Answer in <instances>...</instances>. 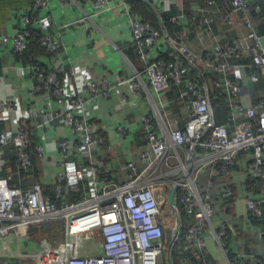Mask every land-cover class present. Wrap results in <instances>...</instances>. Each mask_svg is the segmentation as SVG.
<instances>
[{
  "label": "built area",
  "instance_id": "built-area-1",
  "mask_svg": "<svg viewBox=\"0 0 264 264\" xmlns=\"http://www.w3.org/2000/svg\"><path fill=\"white\" fill-rule=\"evenodd\" d=\"M110 1L113 0H91L94 10L85 18L106 9ZM150 1L161 12L175 8L169 18L179 27L173 37L169 35L167 39L161 29L136 15L127 2L118 0L130 19L132 45L142 62L141 68H134L130 77L116 82L107 76L87 81L80 85L78 93L67 98L70 110L64 120L69 125L71 137L55 143L63 170L56 174L53 182V198L44 194L39 181L24 189L12 182L10 174L0 173V240L33 223L64 219L63 237L57 245L44 241L47 252L38 258L37 264H162L166 245L162 225L167 213L162 206L167 201L169 186L182 176L184 181L176 191L187 214L179 237L181 249L199 261L205 234L210 232L226 253L229 240L226 225L220 223L217 228L212 222L215 208L211 205V190L218 185L221 195L227 198L233 195L234 189L230 181L217 182L214 174L235 169L245 161L251 177L264 180V95L253 104L239 100L241 81L233 74L239 59L248 57L250 80L262 82L264 86V33L256 30L249 14L250 3L254 0H204L192 3L189 12L185 11L189 10L185 0ZM48 6L49 0H33L30 9L21 16L22 26L17 32L9 35L0 31V44L11 42L17 52H23L30 28L36 24L43 30L38 39L40 45L47 52L60 50L64 46L61 33L48 30L52 23ZM259 9L257 5L255 10ZM214 25L224 31L241 32L226 43L213 37L216 44L212 47H190L193 31L213 34ZM159 40L166 42L167 50L176 51L172 59L161 54L155 58L150 56ZM183 59L198 70L201 80L184 77ZM197 63L203 64L205 69L201 71ZM31 68L32 92L49 99L65 94L60 65L45 68L35 64ZM205 73L209 75L208 83L204 80ZM145 80L157 93L174 85H184L178 100L187 112L185 126L168 128L156 106L142 112L139 122L147 136V148L140 153L138 161L125 162L122 176L114 177L110 163L102 155L90 153L105 139L94 133L93 123L83 108L88 100L99 96L109 98L116 85L129 82L140 89L146 87ZM209 92L227 104L224 121L215 119ZM12 106L11 98H1L0 114ZM61 115L57 112L52 118ZM159 125L163 135L159 134ZM118 129L127 130L128 125H119ZM45 141V135L40 134L33 147L43 162L48 157ZM29 143L25 121L2 128L0 116V165L4 162L3 155L12 153L19 170H31ZM75 153L79 158L89 155L87 165H79ZM206 169L208 175L202 178ZM79 190H83L79 199L67 198L70 192ZM247 207L253 218L259 222L264 220V197L249 198ZM258 226L264 231V226ZM85 243L97 252H82ZM256 260L264 264V258Z\"/></svg>",
  "mask_w": 264,
  "mask_h": 264
},
{
  "label": "crops",
  "instance_id": "crops-1",
  "mask_svg": "<svg viewBox=\"0 0 264 264\" xmlns=\"http://www.w3.org/2000/svg\"><path fill=\"white\" fill-rule=\"evenodd\" d=\"M123 1L133 9L132 1ZM32 3L33 0H0V31L9 35L17 32L22 26V14L30 9ZM93 10L91 0H49L47 12L51 15L52 23L48 30L59 31L64 44L57 52H47L32 43L21 53L14 49L11 42L0 44V99L13 100V106L6 113L0 114L1 127H12L20 121H25L28 133L34 141L40 138V134L45 135L48 157L45 162L38 160L39 182L44 194L50 198H53L52 187L56 174L63 170L55 143L59 139L71 137L69 125L64 120L70 110L67 98L78 93L80 85L87 81H97L107 76L116 82L130 77L134 68H141L142 62L132 45L130 19L124 11L123 3L118 0L110 1L106 9L91 18H85V15L93 13ZM172 10L175 8L170 9ZM32 27L43 32L36 24ZM212 31L213 34L193 31L189 40L190 47H212L216 44L213 37L220 43H226L231 36L241 32L230 29L224 31L219 25H214ZM166 50V42L159 40L151 49L150 56L155 58ZM239 60L233 70V74L241 81L239 100L253 104L260 95H264V86L262 82L254 83L250 80L247 67L249 58L243 56ZM35 64L45 68L61 66L60 76L65 93L62 97L49 99L32 92L34 78L31 67ZM183 90L184 85L177 86L173 91L170 88L157 93L147 81L146 87L140 89L125 82L116 85L109 98L99 96L95 100H88L83 108L84 113L92 121L94 133L105 139L104 144L96 146L90 153L102 155L110 163L114 177L122 176L125 173V162L129 159L138 161L140 153L147 148V136L139 122L142 112L151 111L153 106H156L163 114L168 128L185 126L187 112L183 103L178 100ZM174 106L176 108H173ZM214 110L215 119L224 121V108L217 107ZM57 112L63 115L52 118ZM123 124L128 125L127 130L118 129V126ZM158 131L160 135L164 134L161 125ZM77 154L75 153L74 158L78 164L87 165L89 155H81L79 158ZM7 156L8 154L3 155L4 162L0 165V173L10 171L21 187H30L31 179L28 178L31 174H26V171L31 170H19L15 164L10 163ZM14 167L17 169L15 172L12 171ZM207 175L206 169L202 178ZM214 178L217 182L230 181L234 189L233 195L226 200L222 199L218 185L211 190V205L215 208L212 222L217 228L220 223H225L229 240L225 253L214 235L207 232L204 237L205 246L201 250L203 261L206 264H261L256 259L264 258V231L258 224L252 223L247 202L252 197H264V186L258 190L250 188L248 183L251 175L245 168V161L240 162L231 172L214 174ZM227 216L231 218L226 219ZM42 224L46 228L49 227L50 232L55 235L54 243L46 237L48 231H44L40 241L31 240V236ZM64 231L65 223L62 218L30 224L17 234L0 240V255L8 253L9 248L11 254L18 257L16 264H37L38 258L47 252L44 241L57 245ZM85 244L82 245V252H97L96 248Z\"/></svg>",
  "mask_w": 264,
  "mask_h": 264
},
{
  "label": "trees",
  "instance_id": "trees-1",
  "mask_svg": "<svg viewBox=\"0 0 264 264\" xmlns=\"http://www.w3.org/2000/svg\"><path fill=\"white\" fill-rule=\"evenodd\" d=\"M130 1H132L134 3L132 10H134L136 15L144 18L145 21L151 23L152 25H154L158 29L161 28L160 20H159V14H160L164 20V23L167 27L169 35L171 37H173L174 32L177 30L179 25L172 23L170 21L169 17L172 13L175 12V10L166 11V12H161L159 10L157 12V10L153 9V7L148 2H146L144 0H130ZM192 2L203 3L204 0H185V6L189 9L188 11L185 10L186 12L190 11V7L192 5ZM257 5L260 8L258 11L255 10V7ZM249 14H250L251 18L253 19V21L256 23L255 24L256 30L259 33H264V0H254L252 3H250ZM41 34H42V32L40 29H36V28L31 27L30 28V34L27 37V43H26L25 50L32 43H34L38 47H41L43 50H45L40 45V43L38 41ZM161 55L167 59H172L176 55V51L173 48H169L165 52L161 53ZM183 62H184V67L186 68V71L184 72L185 78H197L200 80L202 79V77L197 74L198 70L194 66L187 63V61H185L184 59H183ZM197 67L201 71H203L205 69L204 65L201 63H197ZM204 80L207 83L209 82V75L207 73L204 74ZM179 86H183V85H179ZM176 87L177 86H175V85L172 86L171 90L173 91V89H175ZM184 89H185V87H184ZM209 96L211 99V106L212 107H214L216 109H217V107H221V108L223 107L224 111H226L228 109L227 104L223 100H221V98L214 97V95L210 92H209ZM173 108H176V107L174 106ZM28 138L30 139L29 151H30L32 164H31V171L30 172L26 171L27 172L26 174H31V177H29L28 180L31 179V184H33L34 182H37L40 180V163L38 161L40 159L37 156L36 152L33 150L34 139H33L32 135L29 133H28ZM78 142L79 141H77V143ZM104 142H105V140H104ZM104 142L102 144H104ZM7 158L10 161V163L14 165V155L12 153H8ZM16 170H17L16 167H14V169L12 168L13 172H15ZM23 171H25V170H23ZM231 171H232V169H229L227 172H231ZM2 174H10L12 176V182H19L18 179L16 177H14L12 173H10V171L9 172L6 171V173H2ZM253 182H256V184L253 185ZM248 184H249L250 188H252L254 190H258L259 187L264 186V180L259 179V178L255 179V178L251 177V180L249 181ZM82 194H83V190H79L76 192H70L67 198L69 200L79 199L82 196ZM222 199L226 200V197H222ZM176 201H177V204L179 206V210H180V213L182 215L183 224H184L187 221L186 220L187 214L185 211V207L179 202V199L177 197H176ZM228 202L229 201H226V203H228ZM162 210L166 211L167 213L165 215V222L162 225L164 239L166 240V245L164 248V254H163V258H162L161 263L162 264H170L169 255H168L169 254V246H170V236H171V231H172V228H173L175 220H176V215L174 213L173 208L167 203V201L162 206ZM251 219H252L253 224H258V225L261 224L262 226H264V220L259 222L255 218H253L252 216H251ZM180 241L177 242L175 249H174V253H173L174 264H185V262H188V264L190 262H193L195 264H205V262L203 261V256L201 254V251H199V254H198V257L200 258L199 261L195 260L194 255H191L190 253H186L181 249Z\"/></svg>",
  "mask_w": 264,
  "mask_h": 264
},
{
  "label": "water",
  "instance_id": "water-1",
  "mask_svg": "<svg viewBox=\"0 0 264 264\" xmlns=\"http://www.w3.org/2000/svg\"><path fill=\"white\" fill-rule=\"evenodd\" d=\"M144 1L148 2L153 7V9L157 10L156 6L154 5V3L152 1H150V0H144ZM157 12H158V10H157ZM159 20H160V26H161V31H162L163 36L165 38L169 39V33L167 30V27H166L164 20L160 14H159ZM193 149H194V147H193ZM183 181H184V176H182L178 182L171 184L167 190V203L173 208L174 213L176 215V220H175L174 226L172 228L170 246H169V254H168L170 264H174L173 253H174L175 246H176L177 242L179 241L180 234L182 232L183 219H182V215H181L180 210H179V206H178L177 201H176V191L179 188V185ZM206 205L209 206V204H206ZM230 218H231V216L226 217V219H230Z\"/></svg>",
  "mask_w": 264,
  "mask_h": 264
},
{
  "label": "rangeland",
  "instance_id": "rangeland-1",
  "mask_svg": "<svg viewBox=\"0 0 264 264\" xmlns=\"http://www.w3.org/2000/svg\"><path fill=\"white\" fill-rule=\"evenodd\" d=\"M38 228H40V229H37L35 232H34V234L31 236V240L32 241H40V237L43 235L44 236V231H48V235L46 236L48 239H49V241H51V242H55L56 241V237H55V235L52 233V232H50V229H49V227L48 228H46L45 227V225L44 224H42V225H40V227H38ZM60 231V230H59ZM5 251V250H4ZM8 253H4V254H1L0 255V264H16L17 263V256H13L12 254H11V250L8 248ZM13 256V257H12ZM14 259V260H13Z\"/></svg>",
  "mask_w": 264,
  "mask_h": 264
}]
</instances>
